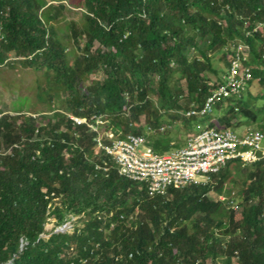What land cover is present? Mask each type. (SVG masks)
Instances as JSON below:
<instances>
[{"label": "trees", "instance_id": "16d2710c", "mask_svg": "<svg viewBox=\"0 0 264 264\" xmlns=\"http://www.w3.org/2000/svg\"><path fill=\"white\" fill-rule=\"evenodd\" d=\"M75 9L83 19L69 22L65 40L56 25ZM260 24L264 0H0V66L14 54L42 73L46 83L37 97L54 112L43 122L23 108L16 117H0V264H264V159L244 166L241 202L232 194L209 196L226 193L233 168L243 167L239 160L207 185L151 197L144 184L119 174L87 125L68 116L103 115L125 133L146 135L158 154L181 146L148 136L142 117L160 130L166 115L190 126L217 112L223 115L218 128L243 119L260 123L264 133V95L247 93L255 82L264 86ZM240 42L250 48L246 91L220 101L209 115L188 117L205 105L209 83L223 82ZM100 72L101 80L87 84ZM182 81L187 106L180 103ZM61 93L68 94L64 112L57 108ZM73 216L83 227L41 237L49 217L63 225Z\"/></svg>", "mask_w": 264, "mask_h": 264}, {"label": "built area", "instance_id": "2783aa9c", "mask_svg": "<svg viewBox=\"0 0 264 264\" xmlns=\"http://www.w3.org/2000/svg\"><path fill=\"white\" fill-rule=\"evenodd\" d=\"M263 27L260 24L255 30ZM228 58L230 66L223 75V82L217 86L210 82L213 89L205 105L200 111H188V117L209 115L220 101L240 98L246 91L252 80V69L248 65L249 46L238 43L232 47ZM68 116L78 125H87L89 131L96 134L94 140L98 147L115 164L119 174L144 184L151 197L165 196L171 188L207 185L213 181L214 175L219 174L234 160L241 161L244 167L264 159V133L260 130L238 134L229 128L206 126L190 137L185 146L158 154L148 144L146 135L125 133L103 115H93L90 118L72 114ZM160 130H164V127ZM147 131L155 133L158 130L147 127ZM104 164L107 166V162ZM108 169L109 167H104L105 171ZM219 200L225 199L220 197ZM230 206L238 208L234 200L230 201Z\"/></svg>", "mask_w": 264, "mask_h": 264}, {"label": "rangeland", "instance_id": "374dc122", "mask_svg": "<svg viewBox=\"0 0 264 264\" xmlns=\"http://www.w3.org/2000/svg\"><path fill=\"white\" fill-rule=\"evenodd\" d=\"M59 4L58 2H55ZM64 4L67 2L64 1ZM82 9H75L72 11H66L60 23L56 25V28L59 30L60 37L67 40V36L69 35V28L68 24L70 21H77L80 22L82 18ZM62 29V30H60ZM72 43V42H71ZM73 44V43H72ZM73 47L76 48L78 53H80V47L76 44H73ZM99 47V44L96 43L93 50H96ZM74 55H72L71 61H74ZM215 65L216 67L222 72L224 67L223 63L221 62V55L214 56ZM23 60L22 58L15 57L14 54L7 60V62L0 66V117L4 114H10L14 117L19 115L16 113V109L20 108L27 112V113H34V116L39 119V121L43 122L44 117H49L53 115V111L48 109V106L42 102H39L37 93H38V85L40 83L45 84L46 79L42 73L35 72L31 69L26 68L23 66L19 61ZM212 79H216V77L210 74ZM103 78V73H97L91 75L87 81V84H90L92 81L101 80ZM181 88L183 89V97L180 99V103L183 106L189 105V101L187 98V91H186V84L185 81L180 83ZM247 93L252 94L253 96H263L264 95V86H261L258 82H255L250 86L247 90ZM67 93H61L60 98L57 99L59 103L57 108H61V111L64 112L65 108V100L67 99ZM153 99L158 102V99L155 95H152ZM156 102V103H157ZM257 105L259 102H257ZM176 113V112H173ZM222 113L215 112L209 121L207 118H197L196 121L192 122V124L187 125L183 122L182 119L173 120L172 116L166 115V121L163 123L164 130H158L157 132H149L147 131V120L145 117L141 118L140 126L144 127L147 135H163L166 138H171L172 145H180L183 147L188 139L192 137L194 134L199 133L202 129H204L209 122H214L217 127H223L220 118ZM264 120V119H263ZM233 131L237 132L238 134H244L251 130H260V123H250L249 121H245L243 119H235L232 122ZM264 125V123H263ZM248 167H241V169L236 172L235 168H233L232 172L233 175L225 185V194H222L220 197L228 198L229 194L232 196H237L239 198V194L241 195V191L243 188V182L246 180ZM235 171V172H234ZM210 198L213 200L220 199L215 193L209 194ZM239 201L241 202L242 200ZM236 203H238L236 201ZM239 216V215H238ZM77 225L79 227H83V219L78 216H73L70 220L66 221L63 225L59 224L55 217H49L48 222L45 225V233L41 235V237L47 240L52 233H58L60 230L62 233L66 232H73L74 226ZM66 226V227H64ZM59 230V231H58ZM222 231H219V235ZM7 264H11V261ZM208 264H213L211 261ZM223 264V263H222Z\"/></svg>", "mask_w": 264, "mask_h": 264}, {"label": "water", "instance_id": "95a60500", "mask_svg": "<svg viewBox=\"0 0 264 264\" xmlns=\"http://www.w3.org/2000/svg\"><path fill=\"white\" fill-rule=\"evenodd\" d=\"M59 232H61V230L59 231ZM63 232V231H62ZM23 249V245H21V250Z\"/></svg>", "mask_w": 264, "mask_h": 264}]
</instances>
